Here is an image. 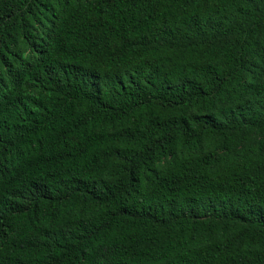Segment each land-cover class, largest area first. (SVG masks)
Listing matches in <instances>:
<instances>
[{
    "label": "trees",
    "instance_id": "trees-1",
    "mask_svg": "<svg viewBox=\"0 0 264 264\" xmlns=\"http://www.w3.org/2000/svg\"><path fill=\"white\" fill-rule=\"evenodd\" d=\"M0 264H264V0H0Z\"/></svg>",
    "mask_w": 264,
    "mask_h": 264
}]
</instances>
